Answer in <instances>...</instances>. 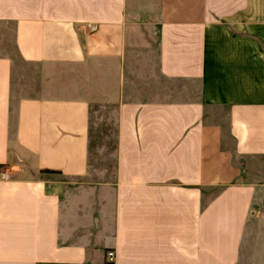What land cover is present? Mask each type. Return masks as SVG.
I'll use <instances>...</instances> for the list:
<instances>
[{
    "label": "crops",
    "instance_id": "obj_1",
    "mask_svg": "<svg viewBox=\"0 0 264 264\" xmlns=\"http://www.w3.org/2000/svg\"><path fill=\"white\" fill-rule=\"evenodd\" d=\"M263 208L264 0H0V264H264Z\"/></svg>",
    "mask_w": 264,
    "mask_h": 264
},
{
    "label": "rangeland",
    "instance_id": "obj_2",
    "mask_svg": "<svg viewBox=\"0 0 264 264\" xmlns=\"http://www.w3.org/2000/svg\"><path fill=\"white\" fill-rule=\"evenodd\" d=\"M115 145L116 109L104 105L94 107L90 132V171L93 178L99 180L113 178ZM260 221H264V218Z\"/></svg>",
    "mask_w": 264,
    "mask_h": 264
},
{
    "label": "built area",
    "instance_id": "obj_3",
    "mask_svg": "<svg viewBox=\"0 0 264 264\" xmlns=\"http://www.w3.org/2000/svg\"><path fill=\"white\" fill-rule=\"evenodd\" d=\"M91 28H92L93 30L97 29L96 25H92ZM5 176H6L7 178H10L12 175H11V173H5ZM109 256H110V257H113V256H114V253H113V252H110V253H109Z\"/></svg>",
    "mask_w": 264,
    "mask_h": 264
},
{
    "label": "trees",
    "instance_id": "obj_4",
    "mask_svg": "<svg viewBox=\"0 0 264 264\" xmlns=\"http://www.w3.org/2000/svg\"><path fill=\"white\" fill-rule=\"evenodd\" d=\"M50 172V171H49Z\"/></svg>",
    "mask_w": 264,
    "mask_h": 264
}]
</instances>
